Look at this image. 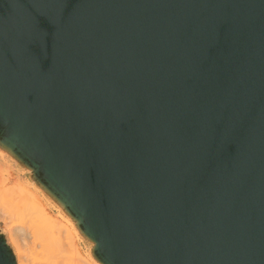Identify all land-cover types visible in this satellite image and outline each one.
I'll list each match as a JSON object with an SVG mask.
<instances>
[{
  "label": "water",
  "instance_id": "water-1",
  "mask_svg": "<svg viewBox=\"0 0 264 264\" xmlns=\"http://www.w3.org/2000/svg\"><path fill=\"white\" fill-rule=\"evenodd\" d=\"M0 153L98 264H264V0H0Z\"/></svg>",
  "mask_w": 264,
  "mask_h": 264
},
{
  "label": "bare ground",
  "instance_id": "bare-ground-1",
  "mask_svg": "<svg viewBox=\"0 0 264 264\" xmlns=\"http://www.w3.org/2000/svg\"><path fill=\"white\" fill-rule=\"evenodd\" d=\"M1 155L5 162L6 156L2 153ZM15 187L23 194L22 201L25 203L26 200L24 201V198L28 191L20 184H16ZM3 191L0 194V220L5 223L6 219L12 216L18 217V220L6 225V231L15 250L18 264H25L22 260L19 238L24 236L28 238V232L30 238L40 239L38 243L41 248L42 259L39 261L35 258L39 264H98L90 255L82 253L78 245L73 241L74 226L70 228L69 226L61 225L57 219H54L49 213H45L44 210L39 211L41 215L36 220L35 214L38 211L36 212L35 210V207H37L35 203H28L25 211L20 213L17 206L13 207L8 202L11 192ZM27 200L29 201L28 197Z\"/></svg>",
  "mask_w": 264,
  "mask_h": 264
},
{
  "label": "rangeland",
  "instance_id": "rangeland-1",
  "mask_svg": "<svg viewBox=\"0 0 264 264\" xmlns=\"http://www.w3.org/2000/svg\"><path fill=\"white\" fill-rule=\"evenodd\" d=\"M11 165V166H10ZM0 174L4 176V179L0 182V194L3 190L8 191L10 193V196L8 197V202L11 206H17L20 210V213L25 211L27 208L28 203H35L37 207H35L36 212L38 211L36 215V220L40 217V210H44L45 213H49V215L53 216L54 219H57L58 222L63 226H69L70 228H73V224L67 220L63 215L60 214V212L47 201V199L42 195V193L36 189L27 179V174L18 170L16 167H14L12 164H10L7 160H3V156L0 153ZM16 184H20L23 188L28 191L26 194L23 203V194H21L18 189L15 187ZM3 191V192H5ZM27 197L29 198V201L27 200ZM28 219V218H27ZM18 220L17 216H12L8 219H6V222H2L0 220V228L2 231L7 235L8 241L10 245L13 247L10 241V237L7 234V226L11 224L12 222H15ZM29 234V232H28ZM28 238L26 236L19 238V243L21 245V253H22V260L25 264H39L37 263V260L42 259L41 255V248L39 246L40 239L35 238L33 236V239L30 238V234L28 235ZM26 235V234H25ZM73 241L78 245L79 249L82 253L87 255V249L84 245V242L78 237L77 232L73 231ZM14 249V248H13ZM37 260H36V259ZM79 264V263H78Z\"/></svg>",
  "mask_w": 264,
  "mask_h": 264
},
{
  "label": "crops",
  "instance_id": "crops-1",
  "mask_svg": "<svg viewBox=\"0 0 264 264\" xmlns=\"http://www.w3.org/2000/svg\"><path fill=\"white\" fill-rule=\"evenodd\" d=\"M4 179V176L2 175V174H0V182H1V180H3Z\"/></svg>",
  "mask_w": 264,
  "mask_h": 264
},
{
  "label": "snow or ice",
  "instance_id": "snow-or-ice-1",
  "mask_svg": "<svg viewBox=\"0 0 264 264\" xmlns=\"http://www.w3.org/2000/svg\"><path fill=\"white\" fill-rule=\"evenodd\" d=\"M30 23V21H28Z\"/></svg>",
  "mask_w": 264,
  "mask_h": 264
}]
</instances>
